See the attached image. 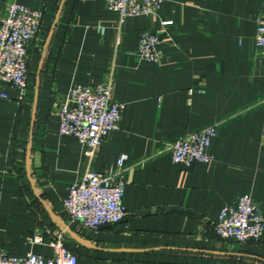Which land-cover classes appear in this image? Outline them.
Masks as SVG:
<instances>
[{"label": "crops", "instance_id": "crops-1", "mask_svg": "<svg viewBox=\"0 0 264 264\" xmlns=\"http://www.w3.org/2000/svg\"><path fill=\"white\" fill-rule=\"evenodd\" d=\"M12 3L44 18L25 101L0 78V250L47 259L62 235L78 264H264V234L239 244L213 230L246 195L264 213V50L255 43L264 0H166L158 18L120 30L104 0H0V9ZM144 31L161 34L160 63L138 58ZM108 81L124 110L88 165L82 146L60 136L58 112L73 86ZM213 125L214 160L175 165L167 146ZM122 156L128 218L96 232L69 222L70 186L87 171L116 170ZM36 232L44 243L30 246Z\"/></svg>", "mask_w": 264, "mask_h": 264}, {"label": "built area", "instance_id": "built-area-1", "mask_svg": "<svg viewBox=\"0 0 264 264\" xmlns=\"http://www.w3.org/2000/svg\"><path fill=\"white\" fill-rule=\"evenodd\" d=\"M108 10L118 15L116 28L120 30L130 18L147 16L158 18L166 0H104ZM43 13L19 3L0 9V78L18 91V102L25 101L28 93L30 47L37 40L43 23ZM170 22H163V26ZM99 32L105 28L98 25ZM161 34L144 31L139 35L137 56L141 61L160 63L162 60ZM255 43L264 50V14L259 20ZM124 105L113 96L112 81L96 88L75 85L58 112L59 134L75 140L84 150L88 165L92 164L107 138L119 128ZM217 136V127L209 126L169 144L166 148L175 165L184 170L195 164H210L214 160L210 149ZM126 156L118 161L117 169L107 172L87 171L74 182L63 205L69 222L80 229L99 231L125 221L129 213L124 207L127 186L125 179ZM216 237L239 244L259 242L264 234V213L253 198L242 197L235 206L225 207L213 224ZM44 236L34 233L30 246L42 245ZM51 258L29 253L25 258L10 256L0 250V264H78V256L59 235L51 243Z\"/></svg>", "mask_w": 264, "mask_h": 264}, {"label": "water", "instance_id": "water-1", "mask_svg": "<svg viewBox=\"0 0 264 264\" xmlns=\"http://www.w3.org/2000/svg\"><path fill=\"white\" fill-rule=\"evenodd\" d=\"M67 236L72 238L75 242H78V243H81V244H85L84 241L77 234L73 233L70 230H68Z\"/></svg>", "mask_w": 264, "mask_h": 264}]
</instances>
